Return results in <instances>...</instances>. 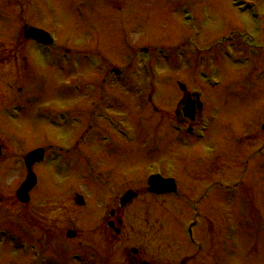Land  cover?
Listing matches in <instances>:
<instances>
[{
  "label": "rangeland",
  "instance_id": "1",
  "mask_svg": "<svg viewBox=\"0 0 264 264\" xmlns=\"http://www.w3.org/2000/svg\"><path fill=\"white\" fill-rule=\"evenodd\" d=\"M31 27L56 38L50 57L25 38ZM179 83L203 96L205 141L173 131ZM61 112L71 127L48 123ZM263 127L264 0H0V264H124L132 248L150 264H264ZM87 128L91 141L72 159L89 165L35 167L21 203L26 154L75 150L73 134ZM111 159L119 169L109 172ZM158 173L199 203L200 250L181 233L188 203L148 194ZM129 189L140 197L121 209Z\"/></svg>",
  "mask_w": 264,
  "mask_h": 264
},
{
  "label": "flooded vegetation",
  "instance_id": "2",
  "mask_svg": "<svg viewBox=\"0 0 264 264\" xmlns=\"http://www.w3.org/2000/svg\"><path fill=\"white\" fill-rule=\"evenodd\" d=\"M53 54H54V52H53ZM62 59L64 60V62L66 63V64H68L67 63V61H69V59H67V58H65L64 57V55L62 54ZM186 97H190L189 95H186L185 97L183 96L182 98H181V101L183 100V98H186ZM195 97H197V96H195ZM189 123H188V120H185L184 122H183V125H188ZM83 125V124H82ZM85 127H86V125H85ZM64 128H66V127H64ZM195 127H193V129H194ZM89 129H90V127H89ZM71 134H73V133H71ZM91 134L92 133H89L88 131H85V132H83L82 134H77V133H74L73 135L74 136H76V137H78V138H76V140H75V142H76V146L75 147H77V149H75V150H72V149H70V150H68V149H64V148H60V149H55V148H52V149H47V150H45V163L46 162H50L51 164H57L58 162H56L55 161V158H54V156L55 155H61V156H63L64 158H63V161H64V163H65V165H64V163H61L60 164V162L58 163V167L60 168V167H62V166H64V168H68V169H71V166H69V165H71L73 162V166L74 165H76V167H77V170L78 171H82L83 170V168L85 167V166H88L89 164H88V162H85V161H82V160H75L74 161V159H72V154H74V153H76V151L78 150V149H80L81 147L80 146H82V147H85V144L86 143H89L91 140H90V137L89 136H91ZM101 140H104V138L103 139H101ZM74 147V148H75ZM43 148V147H42ZM84 150H85V152H86V150L87 151H90V149H86V148H84ZM86 155H87V153H85ZM65 158H67V159H65ZM77 161H79V164L77 163ZM114 160L113 159H111V160H109V161H107V164H108V171L110 172V170H111V168H112V163L113 164H115L114 162H113ZM44 163V164H45ZM63 164V165H62ZM117 164H115V165H113V169H119V168H117V166H116ZM41 166V165H40ZM68 166V167H67ZM130 190V189H129ZM128 190V191H129ZM132 191H134V190H132ZM127 192V191H126ZM125 192V193H126ZM134 192H136L137 194H138V197H140V192H138V191H134ZM124 194V193H123ZM122 194V195H123ZM120 195V194H119ZM121 195V196H122ZM121 196L119 197V199L121 198ZM173 197V196H172ZM167 198H169V197H167ZM112 221H114L115 223H116V225H118V224H120V225H122L121 223L122 222H120L118 219H117V222H116V219L114 218L115 217V214H116V211L114 210V211H112ZM140 255H139V253H137L135 256H132L133 258L132 259H129V258H127V260L125 261V263L124 264H150L149 262H147V261H144V260H142L140 257H139ZM179 264H186V262L184 261V260H182V261H180L179 262Z\"/></svg>",
  "mask_w": 264,
  "mask_h": 264
},
{
  "label": "bare ground",
  "instance_id": "3",
  "mask_svg": "<svg viewBox=\"0 0 264 264\" xmlns=\"http://www.w3.org/2000/svg\"><path fill=\"white\" fill-rule=\"evenodd\" d=\"M34 29H36V28H34ZM36 30H39V29H36ZM24 34H25V32H24ZM47 52H48V50H47ZM183 86L186 87L185 85H183ZM220 86L221 85L216 87L214 90L218 89ZM202 98H203V96H202ZM202 108H203V105H192V106H189L187 108H185V107L176 108V110L173 112V114L175 116V120H176L175 123L172 124L173 131L176 133H182V135H185L186 131H187V133H194V132L190 131L189 129L185 130L183 122L185 120H187L188 118H191L194 121H196L198 119V117L201 116V117H199L200 119H198V121L205 123V124H209V129L206 132V133H208L210 131L211 125L209 123L210 121L207 120V116H204L202 114V110H203ZM203 140L204 141L206 140L205 135L203 136ZM112 143H113V141H112ZM210 151H211V153H218L219 152V150L216 149V146H212ZM38 182H39V178H37V184H38ZM130 201H131V199L126 200V203H129Z\"/></svg>",
  "mask_w": 264,
  "mask_h": 264
},
{
  "label": "water",
  "instance_id": "4",
  "mask_svg": "<svg viewBox=\"0 0 264 264\" xmlns=\"http://www.w3.org/2000/svg\"><path fill=\"white\" fill-rule=\"evenodd\" d=\"M25 37L26 39H33V40H44V43L48 44L50 43V41L47 40V38L49 37L47 34H45L42 31L36 30L34 28H30V29H26L25 30ZM182 90H185L184 87H182ZM40 155L42 156V153H40ZM0 156H1V148H0ZM37 159V154L32 153L31 155L28 156L26 163H27V167L30 171L29 173V177L27 179V182L20 188V190L17 193V197L20 200L21 203H28L29 202V192L33 189V187L36 184V178L34 177V175L31 172V168L32 165L35 163ZM133 196H131L132 198ZM69 238H73L74 234L73 233H69L68 234ZM132 253H135V251H132Z\"/></svg>",
  "mask_w": 264,
  "mask_h": 264
}]
</instances>
